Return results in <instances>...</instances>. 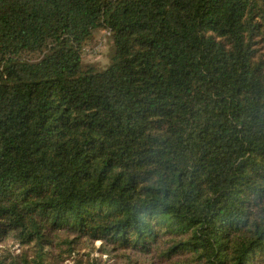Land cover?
Masks as SVG:
<instances>
[{
    "label": "trees",
    "instance_id": "16d2710c",
    "mask_svg": "<svg viewBox=\"0 0 264 264\" xmlns=\"http://www.w3.org/2000/svg\"><path fill=\"white\" fill-rule=\"evenodd\" d=\"M0 264H264V0H0Z\"/></svg>",
    "mask_w": 264,
    "mask_h": 264
},
{
    "label": "rangeland",
    "instance_id": "374dc122",
    "mask_svg": "<svg viewBox=\"0 0 264 264\" xmlns=\"http://www.w3.org/2000/svg\"><path fill=\"white\" fill-rule=\"evenodd\" d=\"M84 49L83 58L86 62L95 64L99 68L109 65L114 51L109 32L105 30L97 31L94 38L87 43Z\"/></svg>",
    "mask_w": 264,
    "mask_h": 264
}]
</instances>
